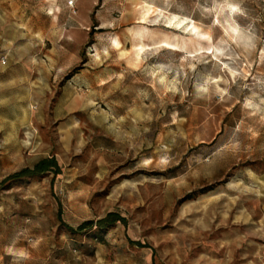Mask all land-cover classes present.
I'll return each mask as SVG.
<instances>
[{
    "label": "rangeland",
    "instance_id": "obj_1",
    "mask_svg": "<svg viewBox=\"0 0 264 264\" xmlns=\"http://www.w3.org/2000/svg\"><path fill=\"white\" fill-rule=\"evenodd\" d=\"M0 264H264V0H0Z\"/></svg>",
    "mask_w": 264,
    "mask_h": 264
},
{
    "label": "trees",
    "instance_id": "obj_2",
    "mask_svg": "<svg viewBox=\"0 0 264 264\" xmlns=\"http://www.w3.org/2000/svg\"><path fill=\"white\" fill-rule=\"evenodd\" d=\"M52 171L55 174L59 173V168L57 165V162L54 158H49V159H43L39 161L32 169L30 168H25L20 170L19 172H16L10 176L7 177V179H20V178H29L32 176H38L43 173ZM117 222H124V218L120 217V215L116 213H108L104 218L99 219L95 226L99 229H105ZM93 221H85L81 225H79L78 229L76 231H81L87 227H92ZM67 229L71 232H74L75 230L71 227H67Z\"/></svg>",
    "mask_w": 264,
    "mask_h": 264
},
{
    "label": "bare ground",
    "instance_id": "obj_3",
    "mask_svg": "<svg viewBox=\"0 0 264 264\" xmlns=\"http://www.w3.org/2000/svg\"><path fill=\"white\" fill-rule=\"evenodd\" d=\"M192 29H193L194 31L196 30V28H195L194 26L192 27ZM190 32H191V29H190ZM195 34L198 35L197 32H196ZM206 34H207V33H206ZM141 49H142V47H141ZM141 49L139 48V50H141Z\"/></svg>",
    "mask_w": 264,
    "mask_h": 264
}]
</instances>
